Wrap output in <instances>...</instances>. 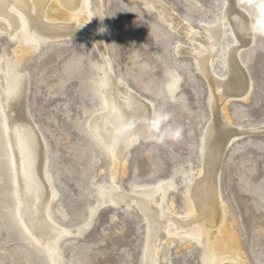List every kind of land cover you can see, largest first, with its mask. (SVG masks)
Returning a JSON list of instances; mask_svg holds the SVG:
<instances>
[{
	"label": "rangeland",
	"instance_id": "374dc122",
	"mask_svg": "<svg viewBox=\"0 0 264 264\" xmlns=\"http://www.w3.org/2000/svg\"><path fill=\"white\" fill-rule=\"evenodd\" d=\"M163 1L202 33L204 23H215L222 13V0ZM239 4L254 25L255 43L241 53L253 87L247 99L232 98L226 105L235 125L231 128L244 126V135L223 158L221 188L228 223L237 231L247 264H264V0H240ZM102 13L106 53L98 52L88 39L71 36L43 42L37 53L22 60V70L30 79L27 106L48 155L52 215L70 228L88 219L95 205L93 183L109 181L102 148L87 137L83 127L88 112L101 105L96 94L103 81L104 58L111 60L113 74L132 92L154 103L156 113L150 135L130 150L128 170L121 177L125 190L134 184H156L176 169L198 166L200 136L210 115L206 78L193 65L192 55L175 51L179 44L193 48L186 37L171 32L142 0H103ZM17 46V39L0 34V54L13 59ZM215 70L221 73L217 63ZM176 80L180 88L173 99L169 87ZM189 178L176 177L174 200L181 214L189 209ZM6 189L12 192L13 183L0 124V264H49L21 235L19 226L26 229L16 210L11 212L5 205ZM144 226L137 208L105 206L83 236L64 238L59 245L69 264H140ZM160 236L164 238L163 231ZM170 248L171 264H209L206 247L200 244L185 240Z\"/></svg>",
	"mask_w": 264,
	"mask_h": 264
},
{
	"label": "bare ground",
	"instance_id": "6f19581e",
	"mask_svg": "<svg viewBox=\"0 0 264 264\" xmlns=\"http://www.w3.org/2000/svg\"><path fill=\"white\" fill-rule=\"evenodd\" d=\"M142 1L157 11L171 32L192 43V49L175 44V51L179 55H192L193 65L207 80L210 115L200 136L198 166L176 169L170 177L153 185L123 188L121 177L128 170L130 150L141 138L150 135L156 113L154 103L132 92L123 79L113 74L111 60L104 58L103 81L96 94L101 105L88 112L83 127L89 135L86 136L102 148L110 169L109 181L93 183L95 205L83 225L70 228L55 221L48 155L27 106L30 79L22 70V60L37 53L43 42L71 36L88 39L96 44L97 51L106 53L103 0H0V34L6 33L19 43L14 50L15 58L0 54V124L13 183L12 192L6 189L3 194L4 203L11 212L16 210L26 229L19 226L21 235L49 264H69L60 241L83 236L98 210L105 206L137 208L141 212L146 231L140 264H171L170 247L185 240L206 247L209 264H247L237 231L228 223L221 168L229 147L244 135V126L237 124L236 129L231 128L235 125L225 109L232 98L244 100L252 92V79L241 58V53L255 43L252 19L240 6V0H222L221 16L215 23H204L202 33L163 0ZM216 63L221 73L216 72ZM179 88L178 80L169 87L173 99ZM178 175L190 177L189 209L185 214L179 212L174 200ZM61 214L66 217L62 210Z\"/></svg>",
	"mask_w": 264,
	"mask_h": 264
}]
</instances>
